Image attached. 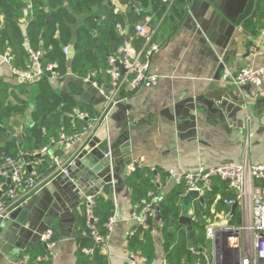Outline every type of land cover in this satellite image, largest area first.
Listing matches in <instances>:
<instances>
[{
  "label": "crops",
  "instance_id": "obj_1",
  "mask_svg": "<svg viewBox=\"0 0 264 264\" xmlns=\"http://www.w3.org/2000/svg\"><path fill=\"white\" fill-rule=\"evenodd\" d=\"M207 1V6L195 4L192 0L168 2L169 5L183 4L185 12L182 23L169 38H160L158 32L155 37L156 42L160 43V49L152 57L150 71L158 76L157 84L134 92L124 88L121 97L125 100L111 110L106 122L99 126L93 136L98 141H107L109 147L114 149V164L119 169V173L112 174L110 185V197L115 204V220L105 235L106 250L102 252L106 255L108 264H127L129 256L133 254L131 243L143 239L145 229L142 228L140 232V226L131 219L129 190L124 183V178L134 164L139 163L141 168L159 169L169 175L155 197L152 208L154 213L155 207H159L178 185L179 182L173 175L195 172L199 167L211 168L225 163H238L243 158L251 163L264 162V76L259 87H241L243 89L238 91L237 97L243 101V105L237 106L235 110L232 99H222L223 118H215L209 113L204 117L194 118L185 114L191 98L207 96L205 101L216 103L220 101V97L212 96L218 92L236 95V87L220 81L225 69L235 74L245 67L258 66L264 62V35L257 23L249 19L243 27L230 34L225 27H220V22L210 14L211 10L208 8L211 3L215 8L221 3L223 12L226 10L229 15L237 14L228 10L230 4L237 5L239 13L246 0ZM110 5L114 14L123 18H128L129 11L136 15L140 11L146 14L145 18H151L152 23L161 24L169 16L167 9L160 18L150 4L141 7L135 2L134 7H130L123 4L122 0H110ZM0 22L2 25V17ZM116 29L118 36H124L123 31ZM123 29L128 30L126 22ZM112 44L114 47L116 41ZM114 50L113 48L112 55ZM26 66H31L29 73L34 74L39 69V62ZM105 68L106 63L99 65L100 74L96 80L91 81L92 87L85 79L70 73L64 77H51L48 85L62 99L77 105L75 113L83 108L86 111L82 113L94 118L103 105L94 88L98 91L106 89L108 78L104 74ZM39 77L29 81L22 80L18 72L11 69L9 62L0 56V79L11 88L25 84L29 86L23 94L13 90V96L9 98L13 104L26 106L23 113L15 114L11 120L14 123V135H10L17 138L15 143L22 138L23 130L31 126L30 114L37 93L34 83ZM80 144L81 140L71 144L61 140L52 141L46 147L47 152L41 156L51 162L48 166L50 168L53 163H63ZM41 160L35 159L33 163H40ZM20 172L25 178L29 175L26 165L22 166ZM44 174L36 173L37 178ZM5 181L6 176L0 174V191L5 189ZM114 184L117 185L116 191ZM106 185L102 180L87 175L85 171H80L71 181V188L67 185H52L50 181L41 185L22 207L26 216L20 229L16 230V224H13L1 232L0 264L26 261L29 251L40 243V235L49 228L53 232L55 243L49 251L50 264H79V240L82 238L80 219L84 197L100 193ZM186 193L187 191L177 201L178 220L182 215H190L192 231L189 235L194 244L193 222L198 202H192L190 207L182 205L180 198ZM178 228L186 231L183 226ZM152 245L154 257L148 264H165L161 224L156 219Z\"/></svg>",
  "mask_w": 264,
  "mask_h": 264
},
{
  "label": "trees",
  "instance_id": "obj_2",
  "mask_svg": "<svg viewBox=\"0 0 264 264\" xmlns=\"http://www.w3.org/2000/svg\"><path fill=\"white\" fill-rule=\"evenodd\" d=\"M145 6L150 4L161 18L168 13L159 26L158 36L169 38L183 20V4L177 5L160 3V0H122L123 4L134 7V3ZM23 9L27 14H23ZM50 24L41 35L48 18ZM145 13L140 11L137 15L129 11L127 17L115 15L110 0H0V17L3 24L0 27V56H9L10 67L18 73H29L35 61L33 56L40 54L38 62L41 75L34 83L37 93L34 97L33 110L30 114L31 126L23 130V138L18 143L9 142L6 133L14 135V123L11 120L15 114L25 111L26 106L13 104L9 98L12 91L25 93L27 84L16 88L9 87L0 79V126L5 132L0 131V167L4 158L17 162L23 155L39 154L36 159L40 163H33L32 168L38 175L49 169L51 162L41 156V150L60 140V135L73 137L82 132L88 120L76 118L77 105L74 102L62 99L48 85L51 77H64L67 73L80 79L93 75L91 81L99 76L101 63H106L116 50L124 36H118L117 25L128 26V34L134 35V25L144 21ZM29 20L28 22L26 20ZM250 21L257 23L260 30H264V0H256L255 11ZM24 25V26H23ZM116 41L113 47V41ZM141 39H134L135 46L140 45ZM42 42V44H41ZM27 44V47H26ZM69 46L74 48V57L68 61L63 49ZM114 50V51H115ZM54 65L52 70H47L48 65ZM81 113L86 109L80 108ZM92 117V116H91ZM168 174L159 169L136 168L124 178V183L129 190V201L132 213H140L143 208L142 201L150 204L147 212L142 241L131 243L133 253L139 254L148 264L154 257L152 245V231L156 217L152 211L155 197L162 187ZM6 188L2 190V193ZM183 182H179L174 190L167 195L159 206V221L161 224V239L165 253V264H193V253L190 248L198 252L208 253L210 242L205 238V229L210 225L229 224L240 225V210L237 207L233 212L231 207L224 202L235 198V193L228 189L226 183L219 178H214L212 187L203 195L204 205L195 206L193 230L195 243L186 231L178 228L179 197L185 193ZM152 193L153 195L149 196ZM111 187L104 186L100 193L94 194L92 214L95 219V229L101 236L108 232V221L115 214V204L110 197ZM228 216V217H227ZM222 217V219H220ZM85 205L82 204V217L80 231L82 238L79 240V264H108L107 257L99 246L94 247L91 230L86 225ZM54 241V236H53ZM94 247L93 255L83 253V249ZM210 248V249H208ZM198 264H206L204 256L198 254ZM39 259V260H37ZM20 262V261H19ZM28 264H50L49 252L41 243H37L28 254Z\"/></svg>",
  "mask_w": 264,
  "mask_h": 264
},
{
  "label": "built area",
  "instance_id": "obj_3",
  "mask_svg": "<svg viewBox=\"0 0 264 264\" xmlns=\"http://www.w3.org/2000/svg\"><path fill=\"white\" fill-rule=\"evenodd\" d=\"M170 0H160L161 3H168ZM26 15L27 10L23 9ZM160 23H152L151 18H145L144 21L134 25V35L130 36L128 30L117 25L120 31H123L124 40L106 61L104 70L108 78L106 89H99L104 97L102 108L99 114L91 118L88 124L83 127L82 132L73 137L60 135V140L64 143H74L80 141V147L87 145L93 138L100 125L106 122L111 110L125 99L121 97V91L128 88L131 91H138L143 88H151L158 82V76L151 73L150 65L152 57L160 49V43L156 42L155 37ZM264 35V30L262 31ZM134 39H141L137 47L133 44ZM67 54V48L63 49ZM40 54L33 56L34 61L38 62ZM6 61H10L8 55ZM55 66L50 64L47 70H52ZM22 80L29 81L34 77L41 75L40 69L34 74L18 73ZM264 76V62L258 66L245 67L237 73L232 74L224 70L220 81L232 87L240 88L247 85L259 87L261 78ZM93 75L85 78L86 82H91ZM76 118L79 120H88L86 113L76 112ZM47 148L41 150L46 153ZM77 153H73L63 164H60L61 172L65 173L66 166H72ZM10 158H4L0 169L14 166ZM139 163L134 164L129 173L140 168ZM171 176V175H170ZM178 182H183L186 191H195L203 197L204 193L212 187L214 178L224 181L229 190L235 193V198L227 200L224 203L230 207L237 205L240 210V225L219 224L210 225L205 229V238L212 243V248L208 253L198 252L190 248L189 251L194 255L202 254L206 264H214L213 241L217 237L219 246L217 253V264H264V162L251 163L247 158H243L238 163H225L211 168L199 167L195 172L173 175ZM35 170L29 172L28 177H24L21 172L15 171L11 185L6 187V191H0V226L8 219L9 214L16 209L22 208L30 196L39 189L41 185L48 183L51 179L37 181ZM46 180V181H44ZM153 195L152 193L149 196ZM86 227L91 230V236L94 240V247L99 246L102 252L106 250L105 236H101L95 229V219L92 214L94 205V195L84 197ZM143 208L140 213H131V219L137 222L143 229H147L145 219L150 210V204L142 201ZM228 217V216H227ZM114 216L109 219L107 227L114 223ZM39 241L49 252L54 247L53 232L49 228L40 235ZM94 247L83 249V253L93 255ZM39 260V259H37ZM18 264H28L26 261ZM33 264H37L34 262ZM127 264H146V261L137 253L129 256Z\"/></svg>",
  "mask_w": 264,
  "mask_h": 264
},
{
  "label": "water",
  "instance_id": "obj_4",
  "mask_svg": "<svg viewBox=\"0 0 264 264\" xmlns=\"http://www.w3.org/2000/svg\"><path fill=\"white\" fill-rule=\"evenodd\" d=\"M195 4H201L207 6V0H192ZM255 5L256 0H246L243 8L237 12V5L230 4V7L228 8L229 11L237 13L229 15L228 11L223 12V4L216 5V8L214 7V4L211 3V6L208 5V8H210V14H213L214 17L218 22H220V27H225L230 34H233L236 30L240 29L245 25V22L248 21L254 11H255ZM222 11V13H221ZM183 11V15H184ZM29 21L28 19L26 20ZM50 24V17L48 15L45 28L43 29V33L41 35V38H43L44 33L46 32L48 26ZM1 26V22H0ZM212 41V40H211ZM42 44V42H41ZM215 51L218 52L216 47H214ZM43 51L41 50V53ZM74 57V48L73 46L67 47V54L66 58L68 61H71ZM89 86L92 87L91 82H88ZM240 89L236 88L234 89V93L236 95H233L232 93H221L218 92L212 97H217V95L220 97V101L213 103L212 101H205V98L207 96H201L196 98H191L188 101V104L186 106V116L194 117H204V115H207L206 113H209V115H214L215 118H223L224 115V109L222 107V101L225 99H232L234 110L237 108V106H242L243 101L241 99H238V91ZM94 92L96 96H100L101 102L104 101V97L100 94V92L94 88ZM223 99V100H222ZM212 107H214L212 109ZM239 109V107H238ZM193 114V115H192ZM226 116H229L226 115ZM0 131L5 132V130L0 126ZM7 138L9 139V142L15 143L17 141V138L14 136H11L10 134L6 133ZM24 136L22 135V138ZM74 153H77L76 158L74 159L72 166H66L65 173L61 172L60 170V164L53 163L52 166L47 170V172L37 179V181H41L43 179H51L50 182L52 185L60 184V185H67L69 188H71V181L76 178L77 174L80 171H85V173L89 176H93L96 179L102 180L103 184H107L108 186L112 183V174L119 173V169L114 164V158L115 153L114 149L112 147H109L107 141H98L96 138H93L90 140L87 145L82 147H76ZM39 154L34 155H23L14 166L6 167L4 169H0V174H4L6 176V181L3 186V188H6L11 185L12 176L15 171L20 172L22 166L26 165V169L28 172L32 171V164L33 161L37 158H39ZM66 161V160H65ZM64 161V162H65ZM63 162V163H64ZM61 163V164H63ZM115 191L117 188V185H113ZM197 201L201 205H204L203 197L199 195L195 191H188L183 197L180 198V203L184 206H191V203ZM237 208V205H233L231 207L232 212ZM156 220H159V207H155L154 209ZM25 216L26 212L20 208L16 209L13 212L9 214L8 219L4 220L1 223L0 226V234L2 231L7 230L8 228L12 227L13 224H16V230L20 229V226L23 225L25 222ZM178 226H183L188 233H191L192 231V224H191V217L190 215H182L179 217L178 220ZM139 231H142V227H139ZM218 246L219 242L217 237L213 241V249H214V256H213V263L217 264V253H218ZM196 250V249H195ZM193 264H198V257L197 255H193Z\"/></svg>",
  "mask_w": 264,
  "mask_h": 264
}]
</instances>
